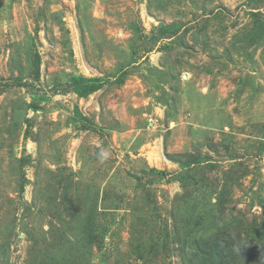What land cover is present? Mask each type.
Segmentation results:
<instances>
[{"label":"rangeland","instance_id":"1","mask_svg":"<svg viewBox=\"0 0 264 264\" xmlns=\"http://www.w3.org/2000/svg\"><path fill=\"white\" fill-rule=\"evenodd\" d=\"M262 225L264 0H0V264H264Z\"/></svg>","mask_w":264,"mask_h":264},{"label":"trees","instance_id":"2","mask_svg":"<svg viewBox=\"0 0 264 264\" xmlns=\"http://www.w3.org/2000/svg\"><path fill=\"white\" fill-rule=\"evenodd\" d=\"M85 80V79H84ZM89 81V80H88ZM80 88V87H79ZM76 92L80 95H83V90L82 89H77ZM263 228L260 229V230H263L264 232V225H262ZM259 229H257L256 231V235H255V238H257L258 240L262 241L264 243V239H262V237H264V233L260 232ZM203 239V242L205 244L206 247L210 248L209 251H208V255H207V260L210 261V259L212 258V256H215L214 255V251L212 249V244L214 243L215 244V239L213 238V243H212V240L211 239H205V238H202ZM236 243V242H235ZM245 243V242H244ZM239 250V249H237ZM259 251V248H256V249H252L251 250V254L254 255V256H257L258 257V251ZM236 252V251H235ZM233 257H235L234 255H232ZM208 264V263H206Z\"/></svg>","mask_w":264,"mask_h":264}]
</instances>
